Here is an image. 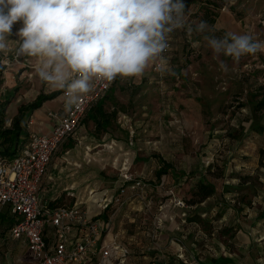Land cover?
Here are the masks:
<instances>
[{"label":"rangeland","instance_id":"rangeland-1","mask_svg":"<svg viewBox=\"0 0 264 264\" xmlns=\"http://www.w3.org/2000/svg\"><path fill=\"white\" fill-rule=\"evenodd\" d=\"M193 1L185 10V28L169 35L170 48L164 52V59L150 62L138 78L116 79L114 85L121 100L112 121L111 137L104 139L99 132L89 139L83 129L82 137L78 135L81 144L75 143L78 146L75 148L73 144L70 150L74 152V160L81 165L77 168L80 170L78 175L85 182H81L83 187L76 198L78 202L86 201L91 189L116 196L122 183L119 170L124 161L131 172L139 175L136 172L143 171L148 183L157 184L154 173L162 160L175 170L177 179L169 173L162 178L163 185L157 188L158 194L155 195L154 188L149 193L151 206L145 213L144 207L141 210L146 214L144 225L158 222L163 232L166 220L162 213L166 211L161 208L157 219L155 209L170 205V197L165 191L173 190L176 199H190L191 189L199 180L205 179L215 186L216 192L203 202L205 217L200 225L206 234L205 246L201 249L203 255L214 253L217 247L219 255L233 260L226 264H264V134L250 131L254 118L256 124L264 126V111H254L252 98L264 97V49L235 61L223 54L214 57L203 39L206 34L220 37L234 32L264 40V0ZM205 7L218 13L215 24L203 34L188 33L187 24L195 28L196 23L205 20ZM19 27V23L16 24L14 31ZM16 39L12 37L7 49L0 52L4 66L0 97L13 87L18 88L8 111L33 101L38 93L60 90L39 79L36 58H17ZM220 60L228 65L227 73L219 70ZM169 68L174 75L168 72ZM53 104L54 101H47L45 109ZM9 114L7 112L6 119ZM111 145L113 147L108 148ZM87 147L89 153L84 156ZM61 149L54 158L62 154ZM142 159L146 160L145 164ZM239 176L248 177L243 181V187H240ZM183 194L185 196H181ZM63 197L66 202L70 201L69 197ZM139 207L134 203L131 209L124 210L127 218H123L121 227L132 219H135L132 225L137 229L141 226L144 215L139 212ZM116 209L117 206L103 214L111 218L119 214ZM189 209L194 211L195 208ZM0 218L8 222H0V264H30L22 246L25 244L9 235L10 224L17 219L11 217L7 208L1 210ZM48 228L51 236L50 224ZM150 236L148 232L146 237L150 239ZM11 248L18 250V254L7 260L4 255ZM235 258L238 261H234Z\"/></svg>","mask_w":264,"mask_h":264},{"label":"clouds","instance_id":"clouds-1","mask_svg":"<svg viewBox=\"0 0 264 264\" xmlns=\"http://www.w3.org/2000/svg\"><path fill=\"white\" fill-rule=\"evenodd\" d=\"M186 7V0H0V52L17 37V58H36L39 79L63 90L70 108L92 92L94 80L138 78L163 60L169 35L186 26ZM209 29L205 20L187 24L188 33ZM203 39L214 57L235 61L264 49V40L249 34ZM219 70L229 71L225 61Z\"/></svg>","mask_w":264,"mask_h":264},{"label":"built area","instance_id":"built-area-1","mask_svg":"<svg viewBox=\"0 0 264 264\" xmlns=\"http://www.w3.org/2000/svg\"><path fill=\"white\" fill-rule=\"evenodd\" d=\"M168 42L170 44L169 39ZM114 81L94 80L92 92L68 108L48 134H30L12 159L0 156V212L7 208L9 214L17 219L11 224L9 235L13 240L25 243L30 264L127 263L130 252L120 243V234L111 233L112 217L99 218L112 204L120 207L130 199H137L144 210H149L151 206L148 200L153 190L151 183L131 172L127 161L121 164L119 170L123 185L120 194L124 196L127 191L131 192L126 200L114 199L105 191L97 193L91 189L84 202L75 199L69 206L49 209L47 203L39 198L41 185L54 155L69 139H75L86 112L107 95ZM49 115L55 117L54 113ZM86 150L89 152L88 147ZM166 194L175 207L187 208L180 199L175 198L172 190H167ZM66 197L74 196L67 193ZM153 223L150 239L156 243L159 239L155 227L158 229L159 225L158 222ZM49 224L52 227L51 236ZM179 244L178 239L170 240V245L176 251L181 249Z\"/></svg>","mask_w":264,"mask_h":264},{"label":"crops","instance_id":"crops-1","mask_svg":"<svg viewBox=\"0 0 264 264\" xmlns=\"http://www.w3.org/2000/svg\"><path fill=\"white\" fill-rule=\"evenodd\" d=\"M114 83L110 91L107 93V98L105 97L98 104L99 106L102 105V112H104L107 116L111 113H116L115 110H117V103L121 100L120 95L118 94V92H116V85H114ZM62 95L51 100L55 102V104H53V107L45 109V105L47 104V102H45L41 108L32 113V115L28 118L26 126V132L28 136L30 134H48L55 122L65 115L69 107H66V98L64 99ZM19 106L20 105H16L9 111L8 109H10L11 106H8L7 112H10V114L8 115L9 117L7 116L8 121H10V119L16 114L17 108ZM110 110L112 111L110 112ZM50 113H54L55 117H51L49 115ZM98 115L99 113L89 114V119L88 117H86L85 121H83L78 128L75 139H72L70 141L69 146H66V143L62 147V154H60L59 156L57 155L56 158L53 157L52 162L48 167L47 175L39 191V198L41 199V201L49 202L62 196H66L67 193L73 194L74 200L77 199V192L80 191V188L83 187L80 184L82 181L85 182V179H81L80 175H78L80 170H78L77 168L81 167V165L80 163H78V161L74 160V152L70 149L75 143H77V145L81 144L78 135L80 134V136L82 137V129L86 134L85 137L89 139L95 138L94 136L99 132L102 133L104 139L106 136L111 137V133L113 132V130L111 129L113 119H110V121L106 123ZM114 141L115 140H111L112 143H115ZM77 145L75 144L74 148L79 146ZM117 148L121 149V146H117ZM88 153L89 152H85L84 156H87ZM142 162L143 164H145L146 160L142 159ZM70 165L71 167H69ZM136 173H138L142 177L145 176V173L143 171L141 172L140 170H138ZM175 174V170L172 169L170 172V176L174 179H177ZM157 188L159 187H154V189H156L155 195H157V192L159 191V189ZM130 196L131 192L127 191L125 193L124 200L128 199ZM134 203H137L141 206V208L139 207V212L141 213V215H144L142 216L144 220H142L141 226L137 229L134 224L132 225V223L135 221V219H132L128 220L129 224L125 223V225L121 227L120 224L123 222V218H127V212H124V210L131 209L130 207ZM203 206L204 203L196 204L194 207H189L195 208L194 211H191V209L189 208L181 209L175 207L171 202L170 205H163L162 208L166 212H163L162 214L164 220L166 221L163 227V232L160 231L159 227L158 229H156L155 227V233L158 234L159 239L156 243H152L151 239L146 237L148 232H152L154 229L153 225L147 227L144 225L146 216V214L144 213L147 212V210H145L144 213L143 211H141L142 205L137 201V199L127 200L125 201L124 205L117 207L116 210H118L119 214L113 215L112 217L111 233L120 234V243H122L124 246H127V248L129 249L130 255L126 264H207L210 258H218L220 256H223L222 254L219 255L216 249L217 247L212 254L211 252L205 255H203L202 253L201 249L203 248L202 246H205L204 242L206 236V234L202 232L200 227L202 222L201 220H203V218L205 217V209H203ZM152 208L153 204L150 209L151 214ZM159 208H161V206H158L155 209L157 219L159 217V214H157V212H160ZM194 215H198L199 219L201 218V220H199L200 223L187 221V218H190ZM106 217L107 215L103 214L102 217L100 216L99 218L104 220L106 219ZM172 238L180 240L182 249H180L179 253L174 249L173 246L170 245V240ZM17 243L19 245H22V243L20 244V242ZM22 246L25 248L24 252L27 254L26 245ZM221 249H219V252ZM190 253H193L194 256H189L191 255ZM16 254H18V250L15 251V248H11L10 252L6 253V255L4 256H6L8 260L9 257H12V255ZM190 259H193V262H191ZM228 259L233 262L231 258ZM234 261H238L237 258H235Z\"/></svg>","mask_w":264,"mask_h":264},{"label":"trees","instance_id":"trees-1","mask_svg":"<svg viewBox=\"0 0 264 264\" xmlns=\"http://www.w3.org/2000/svg\"><path fill=\"white\" fill-rule=\"evenodd\" d=\"M194 2L195 1H193V0H186V5L188 6L190 3H194ZM203 10H204L205 21H207V23L210 26H213L215 24L217 17H218V13L208 9L207 7H205ZM206 35H209V34H206ZM224 35L225 34L221 35L220 37H223ZM169 48H170V44H169ZM2 60L3 59L0 55V86L2 84V74L4 72V66L2 65ZM179 71H180V69L177 70V73H179ZM17 92H18V88L13 87L12 89H9L8 91H6V93L4 95H2V97H0V156L2 158H6V159H12L15 156V154L17 153V150L26 142L27 137H28V134L26 132V126H27L28 118L32 115V113L35 112L36 110H38L39 108H41L45 102L51 101V100L55 99L56 97H58L64 93L63 90H57V91H53L50 93H42L41 92L34 98L33 101L26 103V104H21L17 108L16 114L10 119V121H8V119H6L7 108L11 104L12 99L15 97ZM252 98L255 101L254 111L258 110V113H261L262 111H264V97H262L260 99H255V96H252ZM99 102L94 107L89 109V111L86 112L81 123L83 121H85L86 117H88V119H89V114H93V113L94 114L99 113L98 116L100 118H102L103 121L106 123H108L110 121V119H113V117H115L116 113H111L110 115L107 116L104 112H102V105L99 106L98 105ZM251 102H252V100H251ZM262 118H264V117H262ZM254 121H255V118L251 120L252 124L250 123L251 124V127H250L251 130L250 131H253L257 134L263 135L264 134V126L260 125V124H256ZM71 140L72 139H69L67 141L66 146H69V143ZM258 152L261 156L262 150L259 149ZM171 170H172L171 165L169 163H166V162L161 160L158 170L155 171V173H154L155 179L157 180V184L155 183L156 184L155 185L154 183L150 182L152 185V188L156 187L158 184H160V185H158L157 187H159V186L162 187V185H163L162 182L164 180L162 178L164 176L168 175ZM136 176L138 178L144 179V177H142L140 175L136 174ZM246 178H248V177H241V176L238 177V180H240V182H241V183H239L240 187H243V185L245 184V182H243V181H245ZM122 186L123 185L121 183V185L119 186V190L117 191L116 196L113 197L114 199L119 198V200H121V198L122 199L124 198L125 195L123 196L120 194V190H121ZM215 192H216V188L212 183L208 182L205 179H201L196 183L195 188L191 189L190 199H185L183 197L182 198L180 197L179 199L187 206V208H189V207H193V205H195V204L203 203L204 201H206L207 199L212 197L215 194ZM181 196H185V194H183ZM67 199L70 201L66 202L64 200V197L62 196L58 199L46 202L47 207L49 209H53V208L62 207V206H69V205L74 203L73 198H67ZM115 206L116 205L112 204L109 207V209L114 208ZM187 208H185V209H187ZM109 209L105 210L103 213L107 214L105 212H108ZM102 215L103 214H101L100 216L102 217ZM11 217H12V215H11ZM106 219H107V217H106ZM199 220H201V218L199 219L198 215H194L190 218H187V221H191V222L194 221V222L200 223ZM0 222H3V224L8 223V222H6L5 219H1V218H0ZM207 233H210V231L207 230ZM45 234H47V232ZM46 240H47V238H46ZM226 263H231V260L228 258H225L223 256H220L218 258H210L209 262L207 264H226Z\"/></svg>","mask_w":264,"mask_h":264}]
</instances>
